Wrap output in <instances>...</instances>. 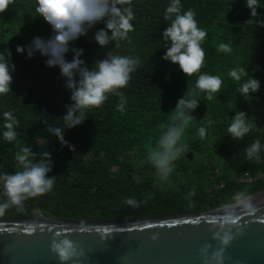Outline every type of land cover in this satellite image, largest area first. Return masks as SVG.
<instances>
[{"label": "trees", "instance_id": "16d2710c", "mask_svg": "<svg viewBox=\"0 0 264 264\" xmlns=\"http://www.w3.org/2000/svg\"><path fill=\"white\" fill-rule=\"evenodd\" d=\"M169 2L133 0L131 43L122 41L132 53L116 51L139 55L142 64L121 89L127 100L124 111L116 108L119 98L110 96L102 107L87 114L82 125L66 130L65 139L75 146L74 152L47 133L43 123L47 120L52 126L64 127L65 105L71 103L59 67H47L48 57L39 53L28 59L16 51L17 45H28L33 37L49 38L51 25L38 16L36 0H15L12 8L0 14V53L7 56L11 51L16 65L13 92L0 95V174L17 171L15 154L30 147L52 154L54 168L49 175L56 176L52 191L25 201L22 211L10 208L0 218L27 217L34 207L47 216L84 221L198 212L264 188V176L250 182L237 178L245 171L264 172V151L258 163L249 161L245 152L256 139L264 145V27L259 26L264 24V0H258L254 18L246 0H181L183 10H194L199 27L208 33L202 71L219 75L224 82L211 101L195 88L196 75L188 78L178 64L162 59L166 52L162 32L170 24L164 11ZM103 27L97 24L71 45L85 50L81 59L89 68L88 59L103 50L93 39ZM220 43L229 44L232 52H218ZM72 58V52L66 54V59ZM238 66L260 81L258 93L244 96L237 90L246 78L238 83L228 73ZM187 91L195 92L200 100L192 113L196 120L185 133L189 149L176 161L169 181L161 184L147 162V148L155 146L169 114ZM237 110L247 112L258 130L233 140L227 128ZM5 111L20 120L17 139L11 143L3 138ZM202 126L207 129L204 139L198 133ZM221 182L222 186H214ZM193 188L196 195L186 198ZM126 198H147V204L133 208L125 203Z\"/></svg>", "mask_w": 264, "mask_h": 264}, {"label": "clouds", "instance_id": "9594fccd", "mask_svg": "<svg viewBox=\"0 0 264 264\" xmlns=\"http://www.w3.org/2000/svg\"><path fill=\"white\" fill-rule=\"evenodd\" d=\"M14 4L15 0H0V14L8 11ZM36 5L38 16L51 25L53 34L47 39L33 37L28 45H17L16 51L22 55L26 54L28 59L39 53L48 57L45 62L47 67H59L65 87L71 93V103L65 105L66 114L62 116L64 127L52 126L47 120L43 123L47 133L74 152L75 146L65 139L66 130L82 125L88 118L87 114L92 109L102 107L110 96L119 98L116 108L124 111L127 100L121 89L128 86L132 74L142 64L139 55H120L116 51L121 47L122 41L131 43L129 34L134 31L132 22L135 20L133 0H36ZM246 6L253 18L258 15V0H246ZM164 19L170 21V24L162 32L166 48L162 59L178 64L188 78L196 75L195 88L205 94L206 100H213L216 94L221 92L224 82L219 75L202 71L206 62L203 44L208 33L199 27L196 12L192 9L183 10L181 0H170L164 11ZM101 23L105 27L97 29L93 39L102 49H109L113 43L115 46L107 51L105 58L96 59L89 68L87 62L81 59L85 50L73 48L71 45L80 37L87 36ZM259 26L264 27V24ZM217 51L231 53L232 47L227 43H220ZM69 52L73 53L71 61L66 59ZM15 71L16 65L12 63L11 51L7 56L0 53V95L13 92ZM228 75L238 83L242 78H246L237 89L242 95L248 96L260 91V81L250 75L245 67H234ZM199 102L195 92L187 91L169 114L170 120L162 128L155 146L147 148V162L155 169V176L161 184L169 181L175 171L176 161L189 149L185 133L196 120L192 113L199 107ZM3 117L6 129L3 138L11 143L17 139L16 128L19 127L20 120L11 111H5ZM211 123L212 121H209V125ZM253 130H258L254 121L248 118L247 112L239 110L227 128L233 140L243 139ZM198 133L201 139L206 138V127H200ZM262 151L264 145L259 139L245 149L247 159L257 163L261 160ZM15 159L18 170L0 174V197H3L0 199V216L12 207L22 211L25 201L49 193L55 184L56 176L49 175L53 171L54 162L48 150L37 152L30 147H23L15 154ZM195 195L196 190L193 188L186 198ZM241 202L247 214L257 211L250 203L243 200ZM125 203L138 208L142 203L147 204V198L143 201L126 198ZM240 220L241 216L235 210H229L213 221V239L219 246L212 250L213 246L207 244L200 249L203 264H224L227 259L226 249L238 236L243 235L244 227ZM51 249L65 264L84 255L83 250L74 241L61 233L56 234Z\"/></svg>", "mask_w": 264, "mask_h": 264}, {"label": "water", "instance_id": "95a60500", "mask_svg": "<svg viewBox=\"0 0 264 264\" xmlns=\"http://www.w3.org/2000/svg\"><path fill=\"white\" fill-rule=\"evenodd\" d=\"M257 209L241 216L243 235L226 249L224 264H264V188L250 195ZM261 202V203H260ZM224 204V203H223ZM222 204V205H223ZM221 206V205H220ZM213 209L120 220H64L44 215L0 218V264H65L51 249L57 233L74 241L84 255L66 264H203L200 249L219 243L213 239L212 223L222 214ZM34 228V230H33ZM156 237V239H153Z\"/></svg>", "mask_w": 264, "mask_h": 264}, {"label": "bare ground", "instance_id": "6f19581e", "mask_svg": "<svg viewBox=\"0 0 264 264\" xmlns=\"http://www.w3.org/2000/svg\"><path fill=\"white\" fill-rule=\"evenodd\" d=\"M262 198L259 197L257 194L256 195H250L248 196L247 198H244V199H236L234 201H231V202H226L224 203L223 205H221L219 208H217L216 212L218 213H222V212H226V211H229V210H237V209H241L243 206V203L241 202L242 200L246 203H252V202H255V201H260ZM261 203V202H260ZM35 218H39V219H45L46 217L40 213L39 211H35V214L34 216Z\"/></svg>", "mask_w": 264, "mask_h": 264}, {"label": "rangeland", "instance_id": "374dc122", "mask_svg": "<svg viewBox=\"0 0 264 264\" xmlns=\"http://www.w3.org/2000/svg\"><path fill=\"white\" fill-rule=\"evenodd\" d=\"M114 43L111 45V47H109V49H103L101 50L97 55H92L88 60L90 62V65L92 66L93 65V62L96 60V59H103L105 58L106 54H107V51L111 50L114 48ZM121 53H127V54H131L132 53V49L125 45L124 43L121 42V47L118 49ZM216 171V170H215ZM241 197H238V196H234V198L231 201H234L236 199H239ZM43 214V212H41ZM45 215V214H44Z\"/></svg>", "mask_w": 264, "mask_h": 264}, {"label": "built area", "instance_id": "2783aa9c", "mask_svg": "<svg viewBox=\"0 0 264 264\" xmlns=\"http://www.w3.org/2000/svg\"><path fill=\"white\" fill-rule=\"evenodd\" d=\"M261 176H264V172L250 173L248 171H245V172H243L242 175L237 176V178L239 180H242V181L250 182V181H253V180H255ZM222 185H223V182H221L220 184H215L214 186L218 187V186H222Z\"/></svg>", "mask_w": 264, "mask_h": 264}]
</instances>
